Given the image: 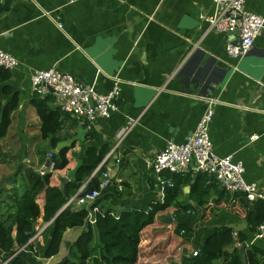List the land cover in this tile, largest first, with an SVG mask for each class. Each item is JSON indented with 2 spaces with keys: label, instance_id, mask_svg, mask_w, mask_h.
I'll list each match as a JSON object with an SVG mask.
<instances>
[{
  "label": "crops",
  "instance_id": "crops-1",
  "mask_svg": "<svg viewBox=\"0 0 264 264\" xmlns=\"http://www.w3.org/2000/svg\"><path fill=\"white\" fill-rule=\"evenodd\" d=\"M244 7L264 17V0H244ZM213 14L211 0H2L0 50L18 63L7 85L18 91L21 101L0 140V192H5L0 216L6 214V204L25 193L26 171L38 173L39 155L59 152L58 144L77 135V121L63 114L53 136L56 148L49 149L50 140L42 139L30 78L49 69L71 75L101 95L112 91L116 81L120 86L115 112L94 121L90 130L84 128L85 140L69 147L68 165L53 173L51 186L63 188L92 147L106 150L97 169L104 166L110 175L95 203L108 199L107 207L117 215L162 203L171 175L163 173L160 184L150 165L168 143L182 144L193 134L209 99L215 101L209 125L213 154L241 161L244 180L264 192V31L248 55L233 59L224 50L227 35L208 31L203 21ZM51 99V109L58 111ZM252 135L259 136L254 143L249 142ZM196 178L194 173L177 178L176 203L199 218L193 237L174 235L173 214L179 206L169 207L143 232L136 264H177L199 252L219 228L246 220L242 209L232 210L241 196L231 197L211 178L205 187L208 202L200 206L190 197ZM44 225L38 220L37 226ZM240 228L237 233L246 235L247 245L264 253V240H254L248 222ZM86 230H67L59 253L49 260L27 248L17 249L18 254L28 263L61 264Z\"/></svg>",
  "mask_w": 264,
  "mask_h": 264
},
{
  "label": "trees",
  "instance_id": "trees-1",
  "mask_svg": "<svg viewBox=\"0 0 264 264\" xmlns=\"http://www.w3.org/2000/svg\"><path fill=\"white\" fill-rule=\"evenodd\" d=\"M10 77V72L0 69V87H2L0 140L6 137L12 114L18 109L21 101L18 91L7 85ZM33 96L32 104L41 122L42 139H49V149H55L58 140L53 136L59 128V120L63 114L60 110L51 109V96L45 98L35 94ZM89 139H93V135H90ZM69 150L65 148L56 153L49 152L50 162L54 164L56 172L65 169L68 165L66 156ZM49 153L39 155V167L46 164ZM105 154L106 150L88 147L84 152L83 160L73 171L71 180L63 188L50 185L51 174L40 176L33 170L26 171L25 193L6 204V214L4 217L0 216V255L9 257L17 249L27 248L35 257L41 256L49 260L59 253L63 235L67 230L85 226L86 232L70 247L67 258L61 264H136L143 232L155 223L159 213L176 205L182 210L176 209L173 214L174 235L183 240L193 237V230L198 225L199 218L194 211L186 210L188 206L181 207L176 203L180 185L177 181L179 176L174 175L168 179L172 182V188L164 191L163 202L152 204L147 211L128 210L117 215L107 207L108 199L98 200L88 208L82 207L78 211L68 208L61 211L65 203L83 185L90 186L92 191L99 190L101 175L106 169L103 166L96 173L95 171ZM196 176L190 197L203 206L208 202L209 195L205 187L210 179L202 174ZM1 194L2 191L0 196ZM41 196H43L42 201L39 200ZM236 208L243 210L244 218L248 222V232L256 233L257 228L264 223V202H255L254 211L250 214L243 200L234 204L232 210ZM60 211L61 213L56 217ZM90 214L93 215V224L88 222ZM38 220H42L43 224H50L38 238L42 241L41 245L35 246L29 241L42 227L37 226ZM204 220L205 216H202L201 221ZM247 241L245 234L234 233L227 227H221L206 240L196 256L182 257L177 264H216L218 261L222 264H242L239 247L242 243L248 244ZM245 255L247 264H264V253L253 246H247ZM9 264L39 263H28L23 253H17Z\"/></svg>",
  "mask_w": 264,
  "mask_h": 264
},
{
  "label": "built area",
  "instance_id": "built-area-1",
  "mask_svg": "<svg viewBox=\"0 0 264 264\" xmlns=\"http://www.w3.org/2000/svg\"><path fill=\"white\" fill-rule=\"evenodd\" d=\"M211 1L214 5V14L203 18V21L208 24V31L227 35L224 50L228 57L240 59L248 55L256 38L264 31V17L248 13L244 7V0ZM1 3L2 0H0V5ZM237 31L238 35L235 33ZM236 39H239L240 42L235 43ZM17 65L18 63L13 56L0 50V69L12 72ZM30 81L33 94L40 98L51 96L62 114L75 119L79 126L87 130H90L94 121L107 119L116 110L114 99L120 92L118 81L115 82L112 91L106 95L98 94L91 87L81 83L71 75L58 72L55 69L36 71L31 76ZM206 104L207 109L193 134L182 144L168 143L151 163V172L160 184H162L160 176L163 173L174 176H187L192 173L206 175L233 198L240 195L243 200L253 205L258 201L264 202V192L259 189V186L244 180L245 168L241 161H234L231 156L218 157L213 154L209 125L212 121L215 101L208 99ZM258 139V135H252L249 137V142L254 143ZM116 146L111 149L109 156L114 155ZM50 160L51 154L49 153L46 164L41 166L38 171L40 176L53 175L55 172L54 164ZM109 184L110 175L105 171L101 175L99 190L80 196L87 188L83 185L65 203L61 211L67 208L73 210L75 207L81 208L83 205L94 204L100 196V191L108 187ZM166 185L172 187V184L166 183ZM88 222L89 224L94 223L92 214H90ZM49 224L41 227L29 243L37 241ZM256 239L264 240V223L257 228L254 240ZM17 253L15 251L9 257L1 254L0 264H9ZM196 254L197 252H194L192 256H196Z\"/></svg>",
  "mask_w": 264,
  "mask_h": 264
},
{
  "label": "water",
  "instance_id": "water-1",
  "mask_svg": "<svg viewBox=\"0 0 264 264\" xmlns=\"http://www.w3.org/2000/svg\"><path fill=\"white\" fill-rule=\"evenodd\" d=\"M235 33H236V35H238V31L235 32ZM238 42H240L239 39H236V42L235 43H238ZM86 133H87V131L83 127L79 126L77 135L74 138H72V139H70L68 141H65V142H62V143L58 144L57 149L69 148L75 142H79V141L80 142H83L85 140ZM64 182H66V179H62L61 180L62 186L64 185ZM1 188H2V185L0 183V189ZM163 188L164 189L167 188V190H168V187H167L166 184L164 185ZM91 192H92L91 187L88 186L86 188V190L80 196H84L86 194H91ZM244 204L248 208V214H250L251 212L254 211V205L253 204L249 203L246 200H244ZM60 213H61V211L57 213L56 217ZM170 221H171V217H168L167 222H170ZM241 224L246 225L247 224V221L244 220V222H240L239 225H237V226L236 225H230L227 228L228 229H231L233 232L237 233V232H239L241 230V228H240V225ZM247 246L248 245L246 243H242L240 245V247H239V258H240V261H241L242 264H247L246 255H245V251H246ZM18 251L19 250H17L16 252H18Z\"/></svg>",
  "mask_w": 264,
  "mask_h": 264
},
{
  "label": "rangeland",
  "instance_id": "rangeland-1",
  "mask_svg": "<svg viewBox=\"0 0 264 264\" xmlns=\"http://www.w3.org/2000/svg\"><path fill=\"white\" fill-rule=\"evenodd\" d=\"M5 192H2L1 196L4 194Z\"/></svg>",
  "mask_w": 264,
  "mask_h": 264
}]
</instances>
